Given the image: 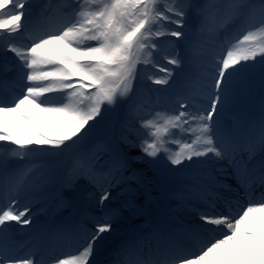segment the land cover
I'll return each mask as SVG.
<instances>
[{
  "label": "snow or ice",
  "instance_id": "1",
  "mask_svg": "<svg viewBox=\"0 0 264 264\" xmlns=\"http://www.w3.org/2000/svg\"><path fill=\"white\" fill-rule=\"evenodd\" d=\"M0 56L13 73L0 80V264H48L58 239L78 252L52 264H92L120 212L113 189L144 214L135 165L148 158L192 211L161 212L108 264H264V103L238 107L257 66L264 86V0H0ZM118 105V134L66 154ZM57 182L68 219L17 243L9 226L31 225ZM89 186L99 211L74 215Z\"/></svg>",
  "mask_w": 264,
  "mask_h": 264
},
{
  "label": "rangeland",
  "instance_id": "2",
  "mask_svg": "<svg viewBox=\"0 0 264 264\" xmlns=\"http://www.w3.org/2000/svg\"><path fill=\"white\" fill-rule=\"evenodd\" d=\"M209 25H211V21L209 22ZM6 67H7V64L0 62V69H5ZM160 75H163V74L160 73ZM244 99H247V102L244 101ZM262 103H264V86H262L261 84L260 69H259V66H257L251 76V85L247 89V91L244 93V95L242 96V99L239 104L241 106H244L246 109H249V112H252L251 115H258ZM117 107L119 111V109L121 108V105H118ZM117 113L118 112L116 110L115 114ZM111 133H112L111 129H106L102 135V138L110 136ZM98 138H99L98 135H94V136L91 135L88 138H85L78 145L74 146L73 148H70L69 154H71L74 150L78 148L92 147L93 145L101 141V140H98ZM136 143H139V141H136ZM171 147L174 151L179 150L176 145H171ZM125 150L126 152H129V153H134L136 155H142L140 153L139 148L126 147ZM150 159L151 158H148V160L141 159V163L143 162L145 163V165L142 166V169L144 170L142 173H144L145 175V183L142 186H138V201L137 202L138 204L140 203L139 205H142L144 209V214H140V215L144 216L145 214H147V210L148 208H150L158 216L161 212L171 211L174 208L175 202L173 201V198H174L175 190L179 187L180 181H179V177H175L172 180H170L168 183L162 184L160 182V172H161L160 166L148 162ZM54 187H56L55 183L53 185H50L49 189L50 188L54 189ZM147 189H151L152 191L156 190L158 191L159 195H156L155 197L148 196V198H145L144 196L148 194ZM84 191L85 190L80 189V191L78 192V188H77V192L79 193V195L77 199L75 200V203L78 204L80 200L82 199V202L78 204L80 208L81 206L88 207V204L92 202L94 204V201L97 197V194L95 193H98V192H93L94 189H91V192L87 190L88 192L86 191L85 194H84ZM82 192L84 195L82 194ZM80 194L82 195V197H80L81 196ZM50 196L51 195L49 192V195L46 198L40 200V202L48 201ZM125 199L126 197L120 194L119 189H113L112 198L110 199V201L106 202L107 204L110 205V207L112 206V208L120 209L119 215L116 217L113 223V229L115 228L116 233H123L125 231L131 233L134 227L129 223V221H125V220L133 219L134 216L137 215V212H136V209H128L124 207ZM98 211L94 210L93 215H96ZM46 213H44L43 216H45ZM106 241H107L106 239H102L97 244V247H100V244H104Z\"/></svg>",
  "mask_w": 264,
  "mask_h": 264
},
{
  "label": "bare ground",
  "instance_id": "3",
  "mask_svg": "<svg viewBox=\"0 0 264 264\" xmlns=\"http://www.w3.org/2000/svg\"><path fill=\"white\" fill-rule=\"evenodd\" d=\"M34 113L36 112V110L34 109H31ZM177 210L180 211V207H179V204H177ZM180 216H184V213L180 214Z\"/></svg>",
  "mask_w": 264,
  "mask_h": 264
}]
</instances>
